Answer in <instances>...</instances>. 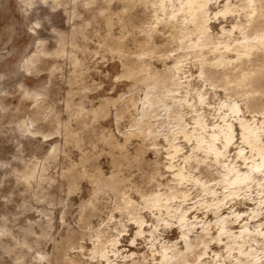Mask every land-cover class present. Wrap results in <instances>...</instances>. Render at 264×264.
Segmentation results:
<instances>
[{
  "label": "rangeland",
  "instance_id": "obj_1",
  "mask_svg": "<svg viewBox=\"0 0 264 264\" xmlns=\"http://www.w3.org/2000/svg\"><path fill=\"white\" fill-rule=\"evenodd\" d=\"M32 1L34 3L29 5L27 0H0V226L7 221L5 224L12 228L16 237H20V227L26 225L28 218L38 220L39 212H55L56 228L52 231V236L60 240L66 236L69 229H73L77 232L76 237H79L78 232L83 230L79 222V212L82 211V208L88 207L91 199L100 190L101 193L97 195L98 201L96 200L97 207L92 211L96 212V216L92 219L93 225H97L100 219L111 218L113 222H119L120 219L121 223L128 225L124 237L121 236L123 239V248H121L123 250L147 251L148 242L141 237H137L136 246L130 244L137 224L134 222V216L127 209H117L116 203H123L121 193L119 191L112 193L107 190L108 188H104L110 182L108 177L118 163L121 164L123 173L131 176L132 180L135 178L133 180V182H137L135 184L140 186L142 183L140 187L146 191L156 190L160 183H166L171 178L170 172L164 167L168 160L166 143L157 130L150 135L143 132L133 137L127 144L124 151L127 153L128 159L125 160L119 149L113 148L105 141L103 134L111 133L116 140L124 142L122 133L128 130L137 111L134 108L126 110L123 105L134 97L136 104L142 106L143 98L148 90L153 87L160 88L169 82L168 78H164V73L170 69L172 56L181 51L178 47L181 44L182 33L178 28L169 29L159 26L160 30L154 38L157 45L156 53L149 58L150 62L144 65L146 69L152 68L153 74H148L145 80L135 83L133 78L126 76L123 62L126 59L135 60L136 55L142 51L144 38L148 36V29L156 20L154 2L149 0H112V3L107 7L98 0L99 2L94 5L93 10L88 13L80 6L81 0H62V3L56 7L50 1ZM216 1L212 0L211 2L213 8L218 5V3L214 5ZM75 5L76 9L73 8ZM234 21L235 16L230 15L226 17L218 15L213 18L214 40L218 41L222 25L231 27ZM81 26H85V37L77 34L73 39V45L70 46L69 40L73 36L74 29ZM191 38H195V35H191ZM63 39L66 40L67 44L64 47L67 49L55 56L54 53L59 49ZM41 42L44 43V48L50 55L41 57L37 67L28 71L24 67L25 60L35 52ZM119 46L123 47V51L118 49ZM72 55L82 61V65L76 69L72 64ZM167 55L168 57H166ZM215 56L216 52H209L206 62H211ZM143 58L144 56L141 57V59ZM192 59H189L188 69L192 74L196 89L208 90L211 94L210 103L212 104L207 108L209 122L217 121L216 113L219 112L217 110L219 102L221 104L226 100L240 101L242 109L246 108L243 113L247 118L260 119L261 117L262 119L264 116L263 53L253 64L246 65L242 73L240 72L232 78L229 83V86L233 87L232 90L214 77L210 79L214 82L212 89L211 81H205V78L200 77L199 60ZM44 85H46L45 88ZM20 86L39 90L43 87L47 96H40L36 98L37 100L35 98L27 99L23 96V87ZM215 92L216 94H214ZM251 94L252 97L259 98V100L249 103V105L246 104L247 106L244 105L243 98L251 96ZM37 101L41 105L45 104L42 116L35 113V106L40 105ZM106 102L104 111L96 117L89 113L93 108H98L100 104ZM49 114L50 119H54V121L45 122ZM192 114L186 115L190 122ZM55 115L59 119L56 122ZM31 118L37 119L36 128L38 130L53 135L44 138L41 134H23L17 123L22 119L27 122ZM237 128L239 137L240 131L238 126ZM155 137H157V143L160 144L157 146V151L151 143ZM179 142L185 147V151L189 152V144L182 138L179 139ZM53 144L58 145V154L55 158L47 160L46 156ZM141 147L146 148L142 149ZM140 149L143 152H140ZM234 151L235 148L232 149V154ZM36 161L37 164L32 169L34 181L30 186L26 185L22 177L24 163ZM154 162L158 163L157 166H154ZM126 164L129 165L127 170L124 169ZM70 166H74L77 172L84 168L92 173L96 167L100 168L102 172L97 179L88 175L78 177L73 185L67 181L65 176V172ZM153 166L160 169L162 176L153 177ZM151 177H153L152 182H150ZM143 182H148V184L145 185ZM253 196L263 197L257 195V190H254ZM133 197L136 200L140 199L135 192ZM231 204L228 203L223 209L225 213L229 211ZM253 205L257 206L255 201L244 199L236 202L235 209L247 210L248 212L246 211L243 215L247 218V214L251 212L250 208L254 207ZM262 206H264V199ZM136 211L138 212L135 209ZM62 212L65 213V223L61 220ZM142 212L149 219L147 213L149 211L143 210ZM193 212L214 222V214L208 213L205 217L200 209H194ZM261 212L262 214L254 219L249 218V222H256V220L264 218V211L261 210ZM240 220L234 224L235 230H239ZM91 230L92 228L88 229V234L92 238L95 228H93V232ZM159 233L160 238L165 237L178 243L181 241L179 228L175 224L160 227ZM49 239L45 241L43 247L37 249L43 252L46 249L52 254L53 243ZM31 242L32 240L28 241V244ZM217 243L212 241V248L218 253V249L221 248L219 249L222 251L220 253L224 256L226 247L222 242H219L218 245ZM83 245L82 252L67 250L66 255L80 253L77 256H81L84 261L87 260L86 256L92 246L88 237L85 238ZM13 247L14 242L10 238H1L0 264H30L31 262L32 264H55L52 256L48 261L34 262L31 256L25 255V249L16 247L12 251ZM81 253L85 256H82ZM209 254L210 256H206L210 262L208 264H215L212 262L213 252L209 251ZM40 258L43 259L42 256ZM100 261V259H94L90 262L106 264L104 260Z\"/></svg>",
  "mask_w": 264,
  "mask_h": 264
},
{
  "label": "bare ground",
  "instance_id": "obj_2",
  "mask_svg": "<svg viewBox=\"0 0 264 264\" xmlns=\"http://www.w3.org/2000/svg\"><path fill=\"white\" fill-rule=\"evenodd\" d=\"M44 1H50L55 7L62 3V0ZM111 1L100 0L107 7L112 3ZM149 1L154 2L156 20L150 25L148 36L144 38V41L142 40L144 46L142 51L136 55V59H126L123 62L126 76L133 78L135 83H140L147 78L148 74H153V69H146L144 65L148 64L149 58L156 53L157 45L154 38L160 30L159 26L179 29L182 37L178 48L181 51L172 56L170 69L164 73V78H168L169 82L160 88L153 87L148 90L143 98L142 106L136 104L134 97L127 100L123 105L126 110L134 108L137 111L128 130L122 133L124 142L121 143L116 140L111 133L103 134L105 141L113 148L119 149L125 160L128 159L127 153L124 151L127 144L133 137L143 132L150 135L157 130L166 143L168 160L164 167L171 176L166 183H160L156 190L146 191L140 187L142 183L139 186L135 184L136 181L133 182L134 177L132 180L131 176L125 175L121 164L118 163L108 177L110 182L104 188H108L107 190L112 193L119 191L123 203H116L117 209H127L134 216L137 227L131 239V246H136L137 237H141L148 242V247L146 245L148 250L122 249L123 239L121 236L124 237L128 225L121 223L120 219L119 222H113L111 218L100 219L97 225H93L92 219L96 216V212L92 211L97 207L96 200L98 201L97 195L101 193L100 190L91 199L88 207L82 208V211L79 212V222L83 229L78 232L79 237H76L77 232L73 229H69L66 236L60 240L53 237L52 231L56 228L55 212H39L40 218L38 220L28 218L26 225L21 227L19 225L20 237H16L11 230L12 228H9L5 224L7 221H5L0 226V240L3 237L10 238L14 242L12 251L16 247L25 249V255L31 256L34 262L48 261L52 256L55 264H92L90 261L94 259L104 260L106 264H208L210 262L206 258L210 256L209 251L213 252L212 262L215 264H264V218H262L263 220L258 219L256 222H249V218L254 219L262 214L261 210L264 211V206L261 207L264 199V116L262 119L261 117L260 119L247 118L243 113L246 108L242 109L240 101H231L229 97L227 98L229 101L226 100L221 104L219 102L218 114L215 112L216 110L214 111L218 115L217 121H213V119V122H209L207 120V108L212 104L210 103L211 94L208 90L196 89L192 74L189 73L188 69L189 59L199 60L200 77L205 78V81L213 77L218 78L232 90L233 87L229 86L232 78L240 72L242 73L246 65L253 64L262 53L264 54V0H241L239 2L217 0L214 4L217 5L218 3L216 8H213L212 0ZM27 2L29 5L34 3L32 0H27ZM97 2L99 1L81 0L80 6L90 13ZM73 8L76 9V5ZM99 11L101 12V10ZM75 13L77 14V11ZM218 15H222V17L235 16V21L231 27L222 25L217 38L218 41H215L212 19ZM77 34L85 37V26L74 29L73 36L69 40L70 46L73 45V39ZM168 34L170 33L168 32ZM191 35H195V38H191ZM66 44V40L63 39L54 55L58 56L64 52L67 49L64 47ZM118 49L123 51L122 46H119ZM212 51L216 52V56L211 62H206L208 53ZM69 52L72 54L71 51ZM48 54L50 55L44 48V43L41 42L35 52L26 60L24 59V67L28 71L36 68L41 57ZM142 56H144L143 59H141ZM71 58L75 69L82 65V61L74 55ZM245 79L247 80V78ZM210 81L213 89L214 82ZM206 83L209 84L210 82ZM201 86L205 87L204 85ZM22 87L23 96L27 99L47 96L43 87L40 90ZM209 89L211 88L209 87ZM213 96L215 97V95ZM258 100L259 98L252 97V94L243 98L244 105H249V103ZM39 101L37 102L39 103ZM106 104L107 102L100 104L98 108H93L89 113L96 117L104 111ZM44 105L35 106V113L42 116ZM211 108L213 109V107ZM186 113H193L192 116L190 115L191 122L190 119L186 118ZM216 115L213 116L217 117ZM57 119L58 116L55 115V122L59 120ZM36 121L35 118H31L27 122L22 119L17 124L23 134H41L44 138L53 135L38 130ZM52 121L54 119L51 120L49 114L45 122ZM237 126L240 131L239 137ZM156 138H153L151 142L155 151L158 150L159 144ZM180 138L189 144V152L185 151V147L179 142ZM233 148L235 151L232 154ZM58 149V145L53 144L46 159L55 158ZM140 152L143 151L140 149ZM155 162L154 166H157L158 163ZM36 164L37 161L24 163L22 177L26 185L30 186L34 181L32 169ZM126 165L124 169L127 170L129 165ZM152 171L150 173L153 174V177L162 176L159 168L155 167ZM101 172L102 170L98 167L92 173L84 168L77 172L74 166H70L65 172V176L67 181L74 185L78 177L88 175L97 179ZM153 177L150 178V182L153 181ZM148 182H143V184L146 185ZM254 190H257L258 196L262 195L263 197H254ZM134 192L139 195V200L133 197ZM244 199H250L257 204V206L253 205L254 207L250 208L251 212L247 214V218L243 217L247 210L235 209L236 202ZM228 203L232 204L229 211L225 213L223 209ZM135 209L138 212H135ZM194 209L202 210L205 217L208 213L214 214V222L200 217L197 212H193ZM143 210L149 211L147 212L149 219L142 212ZM64 215L65 213L62 212L61 220L63 223H65ZM120 218L122 220L121 216ZM239 220V230H235L234 224ZM172 224L179 228L180 243L159 237L160 227ZM91 228L92 230L95 228L92 238L88 234V229ZM86 237L92 244L89 254L86 256L87 260L84 261L81 256H77L80 253L66 255L67 250L82 252ZM48 238L53 243L52 254L46 249L45 252L37 249L43 247ZM30 240L32 242L28 244ZM212 241L218 242L217 245L219 242L224 244L223 246L226 247V249L222 247L226 251L224 256L220 253L222 252L219 250L221 248L218 249L220 254L212 248ZM81 255L84 254L81 253ZM41 256L43 259L40 258Z\"/></svg>",
  "mask_w": 264,
  "mask_h": 264
},
{
  "label": "snow or ice",
  "instance_id": "obj_3",
  "mask_svg": "<svg viewBox=\"0 0 264 264\" xmlns=\"http://www.w3.org/2000/svg\"><path fill=\"white\" fill-rule=\"evenodd\" d=\"M37 27H39V25H37Z\"/></svg>",
  "mask_w": 264,
  "mask_h": 264
}]
</instances>
